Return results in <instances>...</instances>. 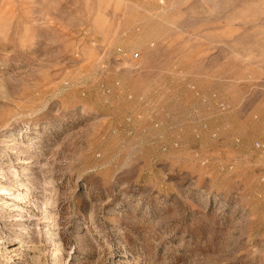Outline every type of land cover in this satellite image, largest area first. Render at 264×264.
I'll use <instances>...</instances> for the list:
<instances>
[{
  "label": "rangeland",
  "instance_id": "rangeland-1",
  "mask_svg": "<svg viewBox=\"0 0 264 264\" xmlns=\"http://www.w3.org/2000/svg\"><path fill=\"white\" fill-rule=\"evenodd\" d=\"M0 264H264V0H0Z\"/></svg>",
  "mask_w": 264,
  "mask_h": 264
},
{
  "label": "bare ground",
  "instance_id": "bare-ground-1",
  "mask_svg": "<svg viewBox=\"0 0 264 264\" xmlns=\"http://www.w3.org/2000/svg\"><path fill=\"white\" fill-rule=\"evenodd\" d=\"M9 195V194H8ZM15 244H12V246H14Z\"/></svg>",
  "mask_w": 264,
  "mask_h": 264
},
{
  "label": "built area",
  "instance_id": "built-area-1",
  "mask_svg": "<svg viewBox=\"0 0 264 264\" xmlns=\"http://www.w3.org/2000/svg\"><path fill=\"white\" fill-rule=\"evenodd\" d=\"M136 57H138V56H136Z\"/></svg>",
  "mask_w": 264,
  "mask_h": 264
}]
</instances>
